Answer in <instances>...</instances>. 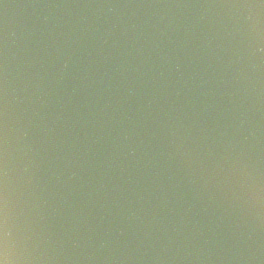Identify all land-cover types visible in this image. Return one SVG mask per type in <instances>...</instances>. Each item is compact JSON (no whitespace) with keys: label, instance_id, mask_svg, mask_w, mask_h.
I'll return each instance as SVG.
<instances>
[{"label":"water","instance_id":"95a60500","mask_svg":"<svg viewBox=\"0 0 264 264\" xmlns=\"http://www.w3.org/2000/svg\"><path fill=\"white\" fill-rule=\"evenodd\" d=\"M4 264H264V0H0Z\"/></svg>","mask_w":264,"mask_h":264},{"label":"snow or ice","instance_id":"6c2138e0","mask_svg":"<svg viewBox=\"0 0 264 264\" xmlns=\"http://www.w3.org/2000/svg\"><path fill=\"white\" fill-rule=\"evenodd\" d=\"M0 264H4V261L2 259H0Z\"/></svg>","mask_w":264,"mask_h":264}]
</instances>
